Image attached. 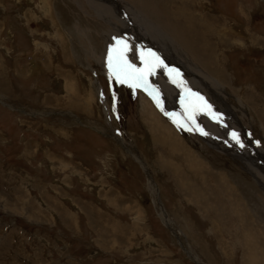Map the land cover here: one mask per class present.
<instances>
[{
	"label": "rangeland",
	"instance_id": "374dc122",
	"mask_svg": "<svg viewBox=\"0 0 264 264\" xmlns=\"http://www.w3.org/2000/svg\"><path fill=\"white\" fill-rule=\"evenodd\" d=\"M87 1L0 0V264H264V0H189L214 59L164 24L183 32L182 0L147 13L161 30L147 43L123 7L118 29ZM113 37L131 66L119 80ZM193 65L251 146L221 130L229 110L199 109Z\"/></svg>",
	"mask_w": 264,
	"mask_h": 264
},
{
	"label": "bare ground",
	"instance_id": "6f19581e",
	"mask_svg": "<svg viewBox=\"0 0 264 264\" xmlns=\"http://www.w3.org/2000/svg\"><path fill=\"white\" fill-rule=\"evenodd\" d=\"M150 0H148L147 2H149ZM170 1V0H169ZM168 0H159L158 2H161V3H158L156 0H151L150 2L151 3H144L143 4V8H140V10L136 9V7H134L133 5H131L130 3H128L126 0H110L109 2L106 1V0H88L87 2L90 4V6L95 10V12L100 16V18H102L104 21H106L107 23H109L110 25L112 24L113 27L115 28H118L120 29V26H119V20H116L117 19V16H115L114 14V10L117 9L118 10V7H123L124 10H122L125 14L123 15L127 20H129V24H133V27H137V29H139L138 31V34L141 36L140 38L141 39H144L146 38L147 40L149 39V37L151 38L152 35H154V33H157L156 31H161L160 30V27L158 25H150L148 23V21L150 20L148 18V14L152 16L155 15L157 16V18H159L158 20H161L162 21V15L159 16L156 14V10L159 11L160 14H163L162 13V10L163 9V6H167L169 8V3ZM172 1V0H171ZM177 1V0H176ZM189 0H182V2L180 3L179 6H177V8H175V12L173 14L174 18L175 19H180L181 22L179 21V26L176 25L177 22H176V26L178 27V29L182 30L183 32L181 33L178 32L176 29V27L174 26L173 22H167L164 23L166 26H168L171 31L173 32V34L175 35V37L180 40L183 44H185L189 49H198L200 50V52L202 53H205V55L208 57L210 56V54L213 56V59L219 55H217V49L213 47H211L209 50L208 48L211 46V43L208 42L210 41V39H208V36L209 34L207 33H204V28L205 26H202L201 24L198 25V20L197 18L194 20L192 18V16H190V12H188L190 9L189 7H191L192 3L189 2ZM158 3V4H157ZM177 3V2H176ZM160 5V10H159V7L157 5ZM172 5H173V2H172ZM176 5V4H175ZM156 9V10H155ZM194 10V9H193ZM119 11V10H118ZM122 11H120L122 13ZM143 11V12H141ZM186 12V14H185ZM194 12V11H193ZM148 13V14H147ZM172 13V12H171ZM165 15V14H164ZM163 15V16H164ZM184 18V19H183ZM157 20V21H158ZM183 20V21H182ZM176 21V20H174ZM207 23L206 26L210 25L209 22L205 21ZM204 23V21H203ZM197 24V25H196ZM173 26V27H172ZM175 27V28H174ZM209 27V26H208ZM167 28V27H166ZM207 31H209L207 28H206ZM141 31V32H140ZM212 33V32H211ZM172 34V35H173ZM217 34V33H215ZM109 35V34H108ZM151 35V36H150ZM156 35V34H155ZM213 35V34H212ZM221 36V35H220ZM109 37V36H108ZM188 37V38H187ZM219 37V36H218ZM144 39V40H146ZM216 39V37H215ZM221 39V37H220ZM220 39H219V46H220ZM147 40L145 43H147ZM222 40V39H221ZM225 40V39H224ZM151 41V40H149ZM161 41V40H160ZM163 41V40H162ZM216 41V40H214ZM153 42V43H152ZM148 42V43H152L154 45H156V48L157 49H160L161 47L163 48L162 50H166L165 49V46L164 45H167L164 41L165 44H161L159 45L157 42ZM171 42V41H170ZM173 42V41H172ZM193 42V43H191ZM222 42V41H221ZM225 42V41H224ZM193 45H197L195 48L192 46ZM147 46V45H146ZM150 50H154L152 48V46L150 44H148ZM216 46V44H215ZM160 47V48H159ZM168 47V46H167ZM186 47V48H187ZM195 49V50H196ZM220 49V48H219ZM218 49V50H219ZM209 50V51H207ZM212 50H213V54H212ZM167 51V50H166ZM193 51V50H192ZM197 51V50H196ZM207 51V52H206ZM198 52V51H197ZM211 52V53H210ZM219 53V52H218ZM216 55V56H215ZM167 58V57H166ZM174 58H176V56H174ZM174 58H173V61L174 62ZM178 58V57H177ZM168 59V58H167ZM165 61V59H163ZM170 60V57L169 59ZM219 60V59H218ZM205 61V60H204ZM171 62V63H172ZM178 62V63H177ZM177 62L175 61L174 63H176V66H178L177 64L181 63V60H177ZM231 63V62H230ZM194 66V65H193ZM156 67V66H155ZM187 67V66H186ZM190 67V66H189ZM188 67V68H189ZM164 68V67H163ZM165 69V68H164ZM192 69V72L191 73H196V75H193V77H187L186 76V83H190V86L194 88V91L198 90V92L201 94V96L196 93L195 96L193 97L194 99L197 98V100H199V103L201 105V107H199V109H203V110H209V108H213L209 101L214 104L215 106L218 107V110H216V112L219 113V116L220 118L224 117L223 114L226 113L227 110H229L231 112V115H232V125H237V129L233 130V127L232 125H229L227 124V122L223 121L221 123H219V126L221 128V130H225V132L227 133V137H228V134L229 136H233V139H236V138H241L243 137V143L244 144H247V145H252L250 144L251 141H253V137L249 134V132H247L241 125L238 117H237V112L235 113L228 101H227V93L224 89V85L221 84L220 81H218L217 79L209 76L207 73H205L201 68H198L197 66H194ZM187 70V69H186ZM189 71V70H188ZM216 71V70H215ZM190 73V72H189ZM189 76H191V74H189ZM183 77V76H182ZM181 83L184 81L183 80H180ZM187 85V84H186ZM188 87V86H187ZM170 88V87H169ZM174 88V87H173ZM190 88V87H189ZM187 89V88H186ZM174 90V89H173ZM188 90V89H187ZM193 90V89H192ZM163 94V93H162ZM194 94V93H193ZM178 98V97H177ZM191 98V97H190ZM209 100V101H208ZM210 105V106H208ZM215 108V107H214ZM217 109V108H216ZM234 109V108H233ZM194 112V111H193ZM215 112V111H214ZM224 112V113H223ZM145 113V112H144ZM149 113V112H148ZM195 113V112H194ZM201 113V112H200ZM212 113H213V110H212ZM217 113V114H218ZM229 113V112H228ZM215 114V113H214ZM198 115V114H197ZM193 116V115H192ZM196 116V115H195ZM201 116V115H200ZM157 117V116H155ZM197 117V116H196ZM190 118V117H189ZM198 118V117H197ZM203 118V117H202ZM154 119V118H153ZM157 119V118H156ZM206 119V118H204ZM152 120V119H151ZM209 120V119H208ZM200 122V121H199ZM203 123V122H201ZM153 124V123H152ZM158 124L160 123H157L155 124L157 129H159L158 127ZM197 124V123H196ZM149 125V124H148ZM162 125V124H161ZM198 125V124H197ZM208 125V124H207ZM212 125V123H211ZM204 126V124H203ZM169 127V126H168ZM167 126L163 125V131L167 133V135H165V139L166 138H169L168 136H170V133H172V131L170 129H168ZM225 127V128H224ZM154 130V128H153ZM155 131V130H154ZM162 131V132H163ZM211 132V131H210ZM156 133V132H155ZM160 133V132H159ZM218 133L220 135H223L224 136V133L223 131L220 132V130L218 131ZM164 134V133H163ZM207 134V133H206ZM209 134V133H208ZM235 134V135H233ZM172 136V135H171ZM160 137V136H159ZM212 137V136H211ZM236 137V138H234ZM162 138V137H161ZM160 138V139H161ZM173 138V137H172ZM220 138V137H219ZM218 138V139H219ZM175 139H177V137H175ZM213 139V138H212ZM162 140V139H161ZM170 140V139H169ZM168 140V142H169ZM173 140V139H172ZM178 140V139H177ZM159 141V140H158ZM167 141V139H166ZM217 144L223 146V143L220 141H216ZM167 143V142H166ZM171 143V142H170ZM172 144V143H171ZM170 144V145H171ZM176 144V143H174ZM177 144L179 145L180 148H184L185 146L182 145V143L180 141H177ZM176 145V147L178 146ZM169 146V144H168ZM172 146V145H171ZM259 146V150L262 151L264 153V149L262 146L258 145ZM170 147V146H169ZM175 147V148H176ZM178 148V147H177ZM172 149V148H171ZM177 151V150H176ZM182 152V149L180 150ZM185 151V149H184ZM187 151V150H186ZM179 152V151H178ZM180 152V153H181ZM184 153V152H183ZM182 153V154H183ZM248 169L253 175H256L258 177V173L255 169H250V168H246ZM260 176H262L260 174ZM204 193V192H203ZM196 196V195H195ZM232 205V204H231ZM230 205V206H231ZM236 208V207H235ZM236 210V209H235ZM240 212V211H239ZM219 214V213H218ZM223 214V213H222ZM236 214V213H235ZM215 215V214H214ZM239 218V217H238ZM214 223V222H213ZM251 234V233H250ZM255 234V233H254ZM256 241V240H255ZM251 250V249H249Z\"/></svg>",
	"mask_w": 264,
	"mask_h": 264
},
{
	"label": "snow or ice",
	"instance_id": "6c2138e0",
	"mask_svg": "<svg viewBox=\"0 0 264 264\" xmlns=\"http://www.w3.org/2000/svg\"><path fill=\"white\" fill-rule=\"evenodd\" d=\"M113 39L116 41V44L114 46H110L108 49V58H109V62H110V66H111V62L113 60V54L115 52L116 54V75H117V79H120V72L121 70H123L125 68V66L127 67H131L130 65H126V61H123V53L127 51V44L121 40L118 37H113ZM152 56L155 57L154 53H151ZM155 60L157 61V63L155 64L156 67L160 66L162 64V61H159V57H155ZM147 71L150 73L152 71V67H149L147 69ZM144 78V74L141 73L138 77H136V81L137 83L143 81ZM150 95H152V93H149ZM153 99L156 100L157 97L154 95ZM157 105L159 106V101L157 100ZM235 135V134H233Z\"/></svg>",
	"mask_w": 264,
	"mask_h": 264
}]
</instances>
